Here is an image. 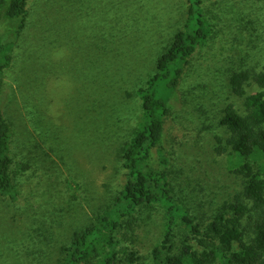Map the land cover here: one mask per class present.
Here are the masks:
<instances>
[{"label":"rangeland","instance_id":"rangeland-1","mask_svg":"<svg viewBox=\"0 0 264 264\" xmlns=\"http://www.w3.org/2000/svg\"><path fill=\"white\" fill-rule=\"evenodd\" d=\"M212 31L185 72L166 121L170 179L201 222L233 200L244 177L220 153L229 76L264 64V0H200ZM26 27L0 22L13 45L0 100L14 137L17 201L0 195V264H61L75 232L122 188V147L143 120L140 87L190 16L189 0H29ZM11 53V54H12ZM252 53V56L249 54ZM250 93L259 90L255 84ZM160 208L138 212L118 235L123 264H155ZM187 232H178L180 242ZM134 254L136 261H128ZM96 256L87 264H98Z\"/></svg>","mask_w":264,"mask_h":264},{"label":"trees","instance_id":"trees-1","mask_svg":"<svg viewBox=\"0 0 264 264\" xmlns=\"http://www.w3.org/2000/svg\"><path fill=\"white\" fill-rule=\"evenodd\" d=\"M29 0H0V22L18 20L20 33L26 27ZM188 23L178 31L157 60V72L140 87L143 120L121 149L125 182L113 202L98 213L92 225L75 232L64 246L61 264H123L119 258V230L142 210L160 208L164 214L161 240L153 250L155 264H264V64L261 69H235L229 76L232 93L243 100V111L229 103L221 125L226 139L219 138L220 153L231 148L235 172L245 183L233 200L219 204L206 222L193 214L179 198L170 179L166 153V121L173 98L180 92L187 66L212 28L203 17L200 0H189ZM13 45L0 43V94L4 69L11 63ZM12 53V54H11ZM252 56V53H249ZM259 90L250 93L248 86ZM14 131L0 100V195L17 201L12 170ZM187 236L176 244L179 231ZM134 254L128 261H136Z\"/></svg>","mask_w":264,"mask_h":264}]
</instances>
